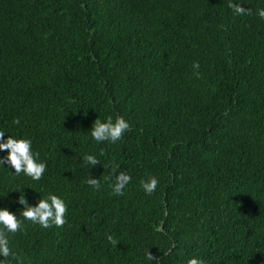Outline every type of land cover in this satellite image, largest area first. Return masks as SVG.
Here are the masks:
<instances>
[{
    "label": "trees",
    "instance_id": "16d2710c",
    "mask_svg": "<svg viewBox=\"0 0 264 264\" xmlns=\"http://www.w3.org/2000/svg\"><path fill=\"white\" fill-rule=\"evenodd\" d=\"M259 9L264 0H0V130L31 139L46 163L39 181L0 168V208L23 220L19 195L67 205L62 226L23 220L9 235L20 264H264ZM121 116L120 140L92 139L96 119ZM119 173L131 177L123 195Z\"/></svg>",
    "mask_w": 264,
    "mask_h": 264
},
{
    "label": "clouds",
    "instance_id": "9594fccd",
    "mask_svg": "<svg viewBox=\"0 0 264 264\" xmlns=\"http://www.w3.org/2000/svg\"><path fill=\"white\" fill-rule=\"evenodd\" d=\"M234 12L238 15L245 14L247 10L236 4L230 5ZM258 16L264 19V9L258 10ZM194 69H199V64H193ZM196 75H199L198 71ZM14 124H19L20 120H13ZM130 124L124 117H117L113 120L109 117L106 121L101 122L96 119L90 128L89 132L94 141L97 143L108 141L115 143L120 140L124 133L128 131ZM0 168L10 172L12 175L23 174L30 177L33 181H39L46 171V163L39 160V153L32 150V141L27 138L17 139L13 136H6L5 132L0 130ZM86 165L92 167L99 164L98 159L93 155L83 157ZM131 177L119 173L115 176V183L112 185L113 192L116 195H123L125 187L129 184ZM87 183L95 190L100 189L98 179L89 178ZM159 181L156 177H150L148 180L141 181V186L146 195L153 194ZM15 203L21 207L20 213L23 220L30 221L32 224H38L42 228H50L52 226L60 227L65 223L64 214L67 210L65 201L53 194H49L46 198L39 197L35 205L28 203L27 197L19 195ZM23 220L17 217L16 213L10 212L7 207L0 208V264H11V261H16L20 264V258L13 252L9 246V235L15 234L21 230ZM110 243L115 244L116 241L112 236L108 237ZM148 260H152L149 255ZM188 264H203V261L197 258H192Z\"/></svg>",
    "mask_w": 264,
    "mask_h": 264
}]
</instances>
